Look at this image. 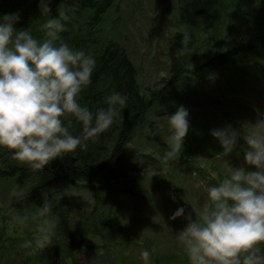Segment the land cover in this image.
Here are the masks:
<instances>
[{
  "label": "trees",
  "instance_id": "trees-1",
  "mask_svg": "<svg viewBox=\"0 0 264 264\" xmlns=\"http://www.w3.org/2000/svg\"><path fill=\"white\" fill-rule=\"evenodd\" d=\"M123 1L51 0L49 15H42L41 0H0V22L5 16L18 14L14 27L28 29L38 40L45 38L43 25L48 19L67 12L70 19L62 21L66 25V31L61 33L63 42L85 50L96 60L91 84L79 97L82 106L95 112L107 107L106 98L114 92L127 97L126 106L121 109L122 118L95 141L83 140L82 125L73 121L70 131L82 138L81 146L75 153L52 161L43 171L31 170L14 160L6 149H0V183L29 182L31 188L25 200L31 210L39 212L47 199L54 203L55 214H47L52 222V244L39 250L35 244L39 231L23 235L10 232L17 227V219L0 198V264H77L80 257H101L102 252L119 254L134 240L131 225L124 222L125 211L131 201H145L147 196L140 179L129 173V158L135 152V138L155 125L147 116L160 109L156 107L160 103H171L175 110L179 105H192L197 114L217 119L212 131L222 129L239 135L233 150L228 151L212 134L199 133L197 128L204 127L201 123L187 118L189 128L179 159H164L172 135L168 129L156 146L161 161L185 167L195 163V156L204 155L210 160L239 158V164L245 161L248 147L244 137L251 130L246 127L243 132L244 112L248 110L250 126L258 121V114L252 107L243 106L241 96L245 86L252 95L264 98V88L247 85L254 72L260 75L259 81H264V0H174L178 30L168 41L167 79L155 90L140 86L136 67L119 35L109 31L119 24ZM184 33L191 37L190 51L181 56L177 51L183 46ZM218 79L223 80L221 86ZM212 88H216V93ZM248 103L253 105L252 101ZM189 130L196 134L191 136ZM233 164L238 168L237 163ZM191 173L196 174V180H207L211 172L195 164ZM164 177L172 182L169 173ZM208 180L212 181L210 184L218 183L212 178ZM175 188L179 193L178 185ZM172 210L166 215L174 216ZM26 241L32 242L30 247H23Z\"/></svg>",
  "mask_w": 264,
  "mask_h": 264
},
{
  "label": "clouds",
  "instance_id": "clouds-1",
  "mask_svg": "<svg viewBox=\"0 0 264 264\" xmlns=\"http://www.w3.org/2000/svg\"><path fill=\"white\" fill-rule=\"evenodd\" d=\"M78 3V0H74ZM51 0H41V14L49 15ZM67 12L51 17L44 25L43 40L27 30H17L18 14L0 22V149L33 171H43L52 161L75 153L82 138L70 131L73 121L82 125L83 140H93L122 118L127 97L114 92L106 98V108L95 112L79 102L81 92L91 84L95 58L83 49L63 42L62 21ZM191 37L184 33L178 55H186ZM188 112L183 107L170 116L172 130L165 161H177L188 132ZM244 137L248 151L245 167L231 168L207 190V203L198 218L192 212L178 239L190 264H264V118ZM223 149L233 150L237 133L213 130ZM86 147V145H85ZM252 169V170H248ZM54 203L45 199L39 215L53 214ZM180 208L173 219L184 215ZM58 218V217H57ZM52 226L42 225L35 244L43 250L52 244ZM26 241L23 247H30ZM147 264L149 253L143 251Z\"/></svg>",
  "mask_w": 264,
  "mask_h": 264
},
{
  "label": "rangeland",
  "instance_id": "rangeland-1",
  "mask_svg": "<svg viewBox=\"0 0 264 264\" xmlns=\"http://www.w3.org/2000/svg\"><path fill=\"white\" fill-rule=\"evenodd\" d=\"M118 20L119 24L109 31L111 34L119 35L120 43L126 48L129 58L136 67L140 86L150 90L160 89L168 75L166 58L168 41L178 30L174 0H125L121 4ZM259 76L257 72L252 73L250 79L247 80V85L253 88H264V81H259ZM237 78L238 76L234 77L232 82ZM217 83L221 86L223 80L218 79ZM244 89L245 94L241 96L243 106L252 107L251 109L258 114V120L264 118V98L252 95L249 87L244 86ZM212 91L216 93V88H212ZM198 95H201L200 91ZM248 101H252L253 105ZM156 107L160 109L152 110L147 116L148 121H153L155 125L144 129L135 138L134 145H132L135 152L132 153L133 157L129 158L131 169L129 173L140 179L147 196L145 201H131L125 211L124 222L131 225L130 231L133 238L135 236L134 240L125 245L119 254L102 252L101 257H97L99 255L80 257L77 264H145L141 256L143 251L149 253L147 264H190L178 239L180 231L186 226L185 217L192 212L193 218H198L201 207L207 203V190L212 182L208 180L209 178L219 182L230 174L231 168H234L233 163H237L238 168H247L245 161L239 164L241 161L239 158L210 160L207 155L195 156V163L192 161L194 164H189L187 167L172 166L161 161L156 146L163 139H158L165 137L163 136L165 130L171 131L167 118L177 110L171 103H160ZM180 107L187 110L188 119L191 118L195 123H201L204 126L202 129L197 128L199 133L204 131L212 133V128L217 125V119L211 115L197 114L196 108L192 105H179L178 108ZM247 112L248 110L244 112L246 119L243 122V132L248 127L251 131L247 133L250 134L252 126H250V121H247ZM137 152L139 153L135 159ZM155 160L159 161L160 165ZM164 163L167 165L165 166ZM195 164L211 172L207 180H203L202 177L196 180V174L191 173ZM228 164L231 165L228 166ZM167 173L170 174L171 183L164 177ZM176 185L180 189L179 193L175 192ZM210 185L214 186L215 183ZM30 188L29 182L21 180L0 183V198L6 203L9 213L17 219V227L10 229V232L15 235H23L22 233L27 231H39L45 221L52 226L47 214L40 216L39 212H33L26 202ZM180 208L185 209L184 215L175 219L172 213L166 215L171 209L176 213ZM261 253L264 254V247Z\"/></svg>",
  "mask_w": 264,
  "mask_h": 264
}]
</instances>
